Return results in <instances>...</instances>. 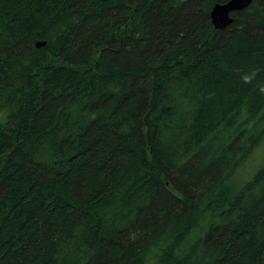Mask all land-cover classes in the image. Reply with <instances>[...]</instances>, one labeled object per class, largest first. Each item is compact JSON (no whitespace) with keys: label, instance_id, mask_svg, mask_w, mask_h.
Returning a JSON list of instances; mask_svg holds the SVG:
<instances>
[{"label":"trees","instance_id":"16d2710c","mask_svg":"<svg viewBox=\"0 0 264 264\" xmlns=\"http://www.w3.org/2000/svg\"><path fill=\"white\" fill-rule=\"evenodd\" d=\"M225 1L0 0V264H264V0Z\"/></svg>","mask_w":264,"mask_h":264},{"label":"water","instance_id":"95a60500","mask_svg":"<svg viewBox=\"0 0 264 264\" xmlns=\"http://www.w3.org/2000/svg\"><path fill=\"white\" fill-rule=\"evenodd\" d=\"M253 0H227L213 5L210 12L211 22L215 29H223L232 22V13L249 6ZM44 41L36 42V46L44 45Z\"/></svg>","mask_w":264,"mask_h":264},{"label":"rangeland","instance_id":"374dc122","mask_svg":"<svg viewBox=\"0 0 264 264\" xmlns=\"http://www.w3.org/2000/svg\"><path fill=\"white\" fill-rule=\"evenodd\" d=\"M264 160V141L260 144V146L253 152L250 158L242 165V167L238 170L237 179L244 180L251 175V173L257 168L259 164H261ZM159 252V249L153 248L151 249L147 256L155 257Z\"/></svg>","mask_w":264,"mask_h":264},{"label":"clouds","instance_id":"9594fccd","mask_svg":"<svg viewBox=\"0 0 264 264\" xmlns=\"http://www.w3.org/2000/svg\"><path fill=\"white\" fill-rule=\"evenodd\" d=\"M258 69L256 68H249L247 71L241 72V79L244 83H251L253 80L256 79L258 74ZM261 93H264V87L259 89Z\"/></svg>","mask_w":264,"mask_h":264}]
</instances>
